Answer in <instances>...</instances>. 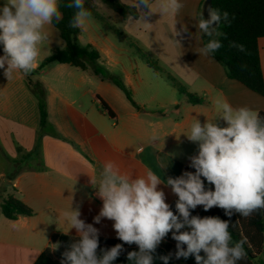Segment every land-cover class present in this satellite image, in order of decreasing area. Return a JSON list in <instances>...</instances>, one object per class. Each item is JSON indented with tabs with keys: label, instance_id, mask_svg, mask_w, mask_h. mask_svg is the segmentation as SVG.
<instances>
[{
	"label": "crops",
	"instance_id": "obj_1",
	"mask_svg": "<svg viewBox=\"0 0 264 264\" xmlns=\"http://www.w3.org/2000/svg\"><path fill=\"white\" fill-rule=\"evenodd\" d=\"M203 1L197 0L198 6ZM3 2L0 0V5ZM102 24L91 16L86 25L79 28L80 44L90 46L99 54L95 62L86 60L85 69L52 63L45 67L49 72L41 68L27 75L16 71L9 80L0 70V147L11 159L0 156V264H34L55 232L69 231L71 225L65 214L70 213L72 207H79L80 219L98 229L99 237L117 238L112 220L101 218L99 223L94 222L102 208L95 189L106 163H112L123 176L135 178L152 171L165 180L175 178L190 163L188 149L192 142L185 135L197 119L202 124L215 120L223 127L225 121L219 116L224 102L234 109L247 107L258 114L264 111L263 95L251 90L247 93L224 89L228 84L226 80H233L227 72L224 81L218 84L207 79L208 91H202L200 102L193 104L177 98L160 99L157 92L137 91L136 75L123 66L121 79L131 90L137 109L112 78L94 80L93 67L101 64L112 70L121 65L111 42L107 44L102 40L109 38ZM55 30L58 29L53 23L43 27L47 39L37 45L39 54L33 69L39 67L41 53L51 54L55 50ZM178 45L183 55L180 61L185 62L182 47ZM259 48L264 75V38L259 39ZM54 71L56 79L52 77ZM192 71L195 79L200 78ZM34 76L40 79L38 82L46 94L49 132L42 137L38 158L17 167L12 161L20 156L18 148L25 152L34 149L40 125L39 101L27 81ZM229 86L233 89V85ZM103 105L110 109L111 115ZM142 107L168 109V113L145 119ZM17 169L19 173L13 176ZM159 189L164 191L170 205L176 198L171 188L161 184ZM10 196L20 199L34 215L19 216L16 220L5 218L1 204ZM68 234L77 236L75 229ZM259 264H264V260Z\"/></svg>",
	"mask_w": 264,
	"mask_h": 264
},
{
	"label": "clouds",
	"instance_id": "obj_2",
	"mask_svg": "<svg viewBox=\"0 0 264 264\" xmlns=\"http://www.w3.org/2000/svg\"><path fill=\"white\" fill-rule=\"evenodd\" d=\"M134 6L140 15H129L127 21L151 27L149 16L159 13L175 17L184 4L181 0H136ZM63 7L76 9L70 28L82 29L91 18L85 0H69ZM62 18L60 0H4L0 5V70L7 80L16 71L27 75L33 70L39 54L37 45L47 39L43 27L59 23ZM222 21L229 22L228 12L209 7L207 19L200 13L193 26L209 39L197 49L199 55L211 56L223 46L218 39L224 35L218 30ZM187 30V26L180 31L173 26L177 44L181 45L175 37ZM230 46L244 51V46L235 42ZM220 107L219 117L226 126L221 127L215 120L202 124L197 119L185 135L198 146L197 153L188 158L189 168L194 171L166 180L152 171L133 178L121 175L110 162L104 165L95 189L102 208L94 222L112 220L117 238L123 244L137 245L138 251L127 254L130 264H154L156 248L170 232L176 241L177 259L194 256L196 264H239L246 259L245 241L233 242L228 220L192 215L198 206L205 211L218 207L229 218L234 214L249 217L264 210V118L247 107L234 109L227 102ZM206 183L212 187L206 188ZM161 184L169 186L177 197L175 212L159 189ZM65 215L71 225L69 231L75 229L77 238L62 254L61 264H114L124 250L123 244L98 255V229L80 219L79 207H72ZM161 259L168 264L169 257Z\"/></svg>",
	"mask_w": 264,
	"mask_h": 264
},
{
	"label": "trees",
	"instance_id": "obj_3",
	"mask_svg": "<svg viewBox=\"0 0 264 264\" xmlns=\"http://www.w3.org/2000/svg\"><path fill=\"white\" fill-rule=\"evenodd\" d=\"M107 8L118 13L124 21L129 15L138 16L139 11L135 6H129L124 3V0H99ZM61 11L63 18L59 23L53 22V25L59 30L61 38L64 41V48L53 51L49 56L40 62L37 69H33L32 73H37L39 68H45L52 63L71 64L73 66L85 69L86 60L95 62L99 54L96 50L89 47H84L79 42V28H70L69 21L72 19L76 9H68L63 7L69 0H60ZM85 7L91 12V16L105 22L103 16L97 11L94 0H85ZM212 7L219 9L221 13H229V22H221L218 30L224 33L223 36L218 37L221 40L222 47L211 55L217 62L222 64L230 79L236 80L247 89L264 96V75L261 67L259 39L264 38V0H212ZM201 13V11H200ZM199 13V15H200ZM107 23V22H106ZM109 25V24H108ZM109 28H112L109 26ZM203 45L207 43L208 37L202 36ZM235 42L244 46V51H239L230 44ZM1 50V47H0ZM150 67L157 70L156 66L148 61ZM172 82L176 83L175 79L169 77ZM28 85L32 92L36 95L39 101L40 110V125L37 132L36 144L32 151L25 152L18 148L19 157L14 159L18 166H26L31 163L30 160L38 158V151L41 146L42 137L49 132L48 122V107L45 91L42 84L36 81L34 86L33 80L28 79ZM114 84L121 89L132 102V104L139 109L133 102L131 93L120 78L113 79ZM179 92L184 95V91L179 87ZM186 100L193 104H198L200 100L190 97ZM103 109L111 115L110 109L103 105ZM261 118H264V111L259 113ZM0 156L2 159H9L0 147ZM20 169L14 171L13 176L19 173ZM185 171H194L189 168V164ZM208 187L206 183V188ZM175 200L170 204L172 210L175 212ZM2 215L9 220H16L19 216H33L34 212L25 203L15 196H10L1 204ZM192 215L218 216L223 220L229 221V231L232 234L233 242L244 240V249L247 253L246 259L239 262V264H256V260L264 254V210L254 212L249 217H243L234 214L231 218L225 215L224 210L213 207L205 211L202 206H198L192 210ZM77 238L73 234H65L63 232H55L50 240L48 247L40 254L34 264H61L63 259L62 254L68 249L73 239ZM116 244H123L118 238H101L99 237L98 255L102 254V250L110 249ZM59 245L58 248H54ZM186 247V246H185ZM123 251L119 255L114 264H130L127 259V254L131 251H138L135 244H123ZM176 241L172 238L170 232L158 245L154 255V264H164L161 257H169L168 264H196L194 256L188 259L176 258ZM203 255V253H201Z\"/></svg>",
	"mask_w": 264,
	"mask_h": 264
},
{
	"label": "rangeland",
	"instance_id": "obj_4",
	"mask_svg": "<svg viewBox=\"0 0 264 264\" xmlns=\"http://www.w3.org/2000/svg\"><path fill=\"white\" fill-rule=\"evenodd\" d=\"M204 1L198 6L197 0H181L184 7L178 15L173 17L168 14L154 13L147 18L148 22L152 24L151 27H145L138 21H124L118 13L107 8L99 0H94L95 6L98 5L96 6L97 10L105 16V22L102 24L103 31L109 38H102V40L107 44L111 42V46L117 53V59L121 62L119 67L112 70L111 67L101 64L93 67L95 70L94 80L98 82L102 77L107 80H110L109 78L116 80L120 78L122 80L121 68L124 66L136 75L137 91L157 92L160 94V99L177 98L186 100L190 97L201 99L203 97L201 92L208 91L210 87L207 79L214 80L218 84V81L223 82L226 78V69L222 64L215 61L211 56L199 55L196 52L203 45L200 33L193 25L198 20L197 14L200 11L203 12ZM124 3L133 7L136 0H124ZM174 25L177 31H180L182 26H187L188 29L186 33H182V36L175 37L181 43L185 62L180 61L182 53L181 50L179 51L180 46L173 37ZM109 26L112 28H109ZM55 33L53 37L54 49H63L64 41L58 30H55ZM49 55V53H41L38 59L39 62ZM148 61L152 62L157 70L150 67L147 64ZM45 69L47 68H41L40 70L44 71ZM192 70L196 71L195 73L199 74L200 78L195 79ZM45 71L49 72L48 69ZM56 74L57 72L54 71L52 75L54 79L57 78ZM97 75L99 78H96ZM169 77L174 78L176 83L172 82ZM32 78L34 86H36V81L40 79L37 76ZM226 81L228 83L226 85L227 89L224 87L226 91H245L247 93L250 91L236 81ZM229 85H233V89ZM179 87L184 91V95L180 94ZM39 91L44 90L39 89ZM153 103H156V101ZM142 110L145 119L156 117L161 112L168 113V109L152 110L142 107ZM171 110L169 112H172ZM220 123H222V120H220ZM224 126L225 124H223ZM197 149L198 146L192 143L188 149L189 157L196 154ZM208 187L212 186L208 185ZM261 260H264V254L256 260V264H259Z\"/></svg>",
	"mask_w": 264,
	"mask_h": 264
},
{
	"label": "water",
	"instance_id": "obj_5",
	"mask_svg": "<svg viewBox=\"0 0 264 264\" xmlns=\"http://www.w3.org/2000/svg\"><path fill=\"white\" fill-rule=\"evenodd\" d=\"M212 7V0H205L203 4V15L207 19L208 18V8Z\"/></svg>",
	"mask_w": 264,
	"mask_h": 264
}]
</instances>
